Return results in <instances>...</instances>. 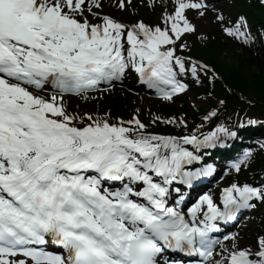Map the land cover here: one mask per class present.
<instances>
[{
	"label": "snow or ice",
	"instance_id": "6c2138e0",
	"mask_svg": "<svg viewBox=\"0 0 264 264\" xmlns=\"http://www.w3.org/2000/svg\"><path fill=\"white\" fill-rule=\"evenodd\" d=\"M103 7V0H0V264H160L168 248L197 253L201 264H264V228L246 244L239 231L223 240L212 235L218 221L264 206V182L232 183L222 206L205 194L190 218L180 201L169 203L174 182L190 184L213 170L187 171L201 157L182 145L214 144L215 132L203 141L155 135L142 131L139 118L78 119L64 104V94L111 85L130 71L165 100L188 88L181 74L200 81L201 71H212L215 79L208 64L192 61L189 69L176 55L177 41L198 31L187 12L205 17L212 6L174 0L163 27L128 25L101 15ZM215 19L244 44L256 39L245 16L233 22L221 12ZM254 159L249 150L231 169L242 173ZM111 182L121 186H105Z\"/></svg>",
	"mask_w": 264,
	"mask_h": 264
},
{
	"label": "trees",
	"instance_id": "16d2710c",
	"mask_svg": "<svg viewBox=\"0 0 264 264\" xmlns=\"http://www.w3.org/2000/svg\"><path fill=\"white\" fill-rule=\"evenodd\" d=\"M249 66L250 67H248L247 71L240 70V73L245 74V76L250 74L253 76L254 81L258 82V78L264 75V62L260 61L259 58H252Z\"/></svg>",
	"mask_w": 264,
	"mask_h": 264
},
{
	"label": "rangeland",
	"instance_id": "374dc122",
	"mask_svg": "<svg viewBox=\"0 0 264 264\" xmlns=\"http://www.w3.org/2000/svg\"><path fill=\"white\" fill-rule=\"evenodd\" d=\"M211 27H213V23L210 20H208V25H202L201 30L205 31V30L210 29ZM137 99H140V98H137ZM136 105H138V104L136 103ZM96 110H98V109H96V108L95 109H89V111H96Z\"/></svg>",
	"mask_w": 264,
	"mask_h": 264
},
{
	"label": "bare ground",
	"instance_id": "6f19581e",
	"mask_svg": "<svg viewBox=\"0 0 264 264\" xmlns=\"http://www.w3.org/2000/svg\"><path fill=\"white\" fill-rule=\"evenodd\" d=\"M200 29V28H199Z\"/></svg>",
	"mask_w": 264,
	"mask_h": 264
}]
</instances>
